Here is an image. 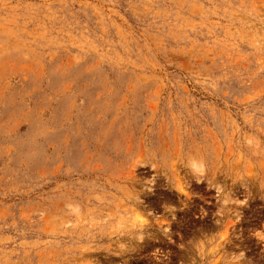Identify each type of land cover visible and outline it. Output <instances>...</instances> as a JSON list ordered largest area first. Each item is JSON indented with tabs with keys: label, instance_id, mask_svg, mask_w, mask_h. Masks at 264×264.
<instances>
[{
	"label": "rangeland",
	"instance_id": "rangeland-1",
	"mask_svg": "<svg viewBox=\"0 0 264 264\" xmlns=\"http://www.w3.org/2000/svg\"><path fill=\"white\" fill-rule=\"evenodd\" d=\"M256 231L264 0H0V264H264Z\"/></svg>",
	"mask_w": 264,
	"mask_h": 264
},
{
	"label": "clouds",
	"instance_id": "clouds-1",
	"mask_svg": "<svg viewBox=\"0 0 264 264\" xmlns=\"http://www.w3.org/2000/svg\"><path fill=\"white\" fill-rule=\"evenodd\" d=\"M186 168L187 170L193 175V177L196 178L197 183H201L203 182L207 175V164L203 159H198L196 157H191L187 160L186 163ZM200 179H197V178ZM215 189V193H216V198L218 199L220 197L221 194H224L226 196V198L221 202L224 206H227L231 200H235L232 198V194L231 193H225V189L224 186L217 183L215 187H213ZM212 189V188H209ZM244 201H241V203H243ZM255 235L257 237H259L260 239H264V235H261V231H256ZM233 256L237 257V259L239 258H243L245 257V253L243 251L239 252V254L233 253Z\"/></svg>",
	"mask_w": 264,
	"mask_h": 264
}]
</instances>
